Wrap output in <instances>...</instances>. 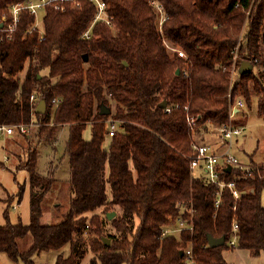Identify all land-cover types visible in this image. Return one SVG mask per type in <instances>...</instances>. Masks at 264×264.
I'll return each mask as SVG.
<instances>
[{"label":"trees","instance_id":"1","mask_svg":"<svg viewBox=\"0 0 264 264\" xmlns=\"http://www.w3.org/2000/svg\"><path fill=\"white\" fill-rule=\"evenodd\" d=\"M25 1L0 0L4 26ZM103 1L97 17L95 0H51L42 30L24 9L12 37L0 31V124L26 139L15 170L32 186L30 222L0 223V250L23 264H46L34 255L66 245L55 264L89 254L86 264H239L225 251L264 252V164L221 176L237 198L190 166L195 143L225 148L221 127L240 123L229 117L238 98L256 99L264 119V0ZM63 128L72 195L61 220L43 222L58 161L41 173L35 139L53 145ZM180 216L192 228L162 235ZM208 234L225 242L211 246Z\"/></svg>","mask_w":264,"mask_h":264},{"label":"rangeland","instance_id":"2","mask_svg":"<svg viewBox=\"0 0 264 264\" xmlns=\"http://www.w3.org/2000/svg\"><path fill=\"white\" fill-rule=\"evenodd\" d=\"M235 119L240 122L238 125L243 127V132L234 139L231 147L232 153L243 164H264V119L257 112L256 99L251 106L245 105L243 109L236 112ZM90 128L88 125L84 130V136L87 138L91 136ZM27 131L25 128V132ZM10 134L11 137H8L7 134L0 136V223H5L7 219L13 223H29L32 191L29 173L26 169L15 170L18 163V153L22 154L25 151L27 142L17 129ZM66 134L67 129L63 128L58 141L54 142L53 145H49L44 140L35 139L40 151L39 170L41 173L47 172L49 161L55 163L58 161V167L55 168L57 180L53 188L47 192L43 202L45 209L43 222L61 220L68 210L72 195L69 183L68 157L63 155ZM21 188L23 189L22 195L18 198V192ZM11 194H16V197L12 198ZM262 203L264 204V191L262 192ZM7 207L9 208L8 217L4 213ZM18 243L21 252L29 249L33 244L32 234L28 233L19 238ZM62 252L67 254L69 246L66 245L59 250L53 249L36 253L33 259L37 263L55 264L57 255ZM89 256L91 254L86 256L82 264L87 263ZM0 264H23V262L21 259L19 261L13 260L7 253L0 250Z\"/></svg>","mask_w":264,"mask_h":264},{"label":"built area","instance_id":"3","mask_svg":"<svg viewBox=\"0 0 264 264\" xmlns=\"http://www.w3.org/2000/svg\"><path fill=\"white\" fill-rule=\"evenodd\" d=\"M51 0H27L25 2L15 3L10 8V13L12 20L4 26V22L0 21V31H7L8 37H12L14 30L17 27V22L19 20L21 10L28 9L31 13L35 14L36 21L34 27L41 28L42 30V13L44 11L45 5ZM98 5V15L97 17L103 16V11L105 9V2L103 0H95ZM90 29L85 32V36H89ZM180 55H184L182 50L179 51ZM35 96L31 95V100H35ZM245 103L242 98H238L234 104L230 113V118L233 119L235 117V113L243 108ZM24 126L20 127L21 131H25ZM15 126H9L6 124H0V136L2 134H10L15 131ZM113 130V128H112ZM221 132L223 134L224 139L228 141L227 145L222 151H216L215 148L210 144H194V149L196 150L195 154H193L190 158V166L192 173L195 175L204 174L206 179L217 182L221 187L225 185H229L232 190L234 196L237 198L240 194V190L235 187V182H225L221 177L228 172V170L234 166H240L241 168L250 169V165L243 164L239 161V159L232 153L231 147L234 139L242 134L243 127L236 123L229 122L221 127ZM113 132L111 131L110 134ZM11 135V134H10ZM192 223H190L186 218L180 216L177 218V222L175 224H167L164 226L162 235L170 234V233H179L184 229H191ZM237 224H234V229L236 230ZM236 239L232 238L229 243L235 244ZM187 255L191 259L192 257V249L188 248L186 250ZM189 264H195L191 259Z\"/></svg>","mask_w":264,"mask_h":264},{"label":"crops","instance_id":"4","mask_svg":"<svg viewBox=\"0 0 264 264\" xmlns=\"http://www.w3.org/2000/svg\"><path fill=\"white\" fill-rule=\"evenodd\" d=\"M11 137V135H7ZM225 257L229 262L239 264H264V252L258 255H252L249 250L244 248H235L233 250H226Z\"/></svg>","mask_w":264,"mask_h":264},{"label":"water","instance_id":"5","mask_svg":"<svg viewBox=\"0 0 264 264\" xmlns=\"http://www.w3.org/2000/svg\"><path fill=\"white\" fill-rule=\"evenodd\" d=\"M243 64L246 66L248 63L247 62H243ZM177 72H179V69H177ZM166 103L165 101L162 102V106H165ZM46 110V102L44 99H42L41 101H39V103L37 104L36 107V111L40 112V113H44ZM108 217L111 218L115 215V211H110L107 213ZM208 241L209 244L211 246H217V245H221L225 242V236H221V237H214L211 234H208ZM109 242V239L107 240V243Z\"/></svg>","mask_w":264,"mask_h":264},{"label":"bare ground","instance_id":"6","mask_svg":"<svg viewBox=\"0 0 264 264\" xmlns=\"http://www.w3.org/2000/svg\"><path fill=\"white\" fill-rule=\"evenodd\" d=\"M2 124V123H1Z\"/></svg>","mask_w":264,"mask_h":264}]
</instances>
